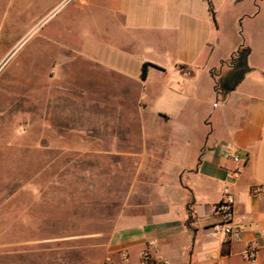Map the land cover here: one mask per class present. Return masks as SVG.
Returning a JSON list of instances; mask_svg holds the SVG:
<instances>
[{
  "label": "crops",
  "instance_id": "1",
  "mask_svg": "<svg viewBox=\"0 0 264 264\" xmlns=\"http://www.w3.org/2000/svg\"><path fill=\"white\" fill-rule=\"evenodd\" d=\"M69 1L0 0L4 57L10 12L50 18ZM208 1L76 0L49 30L84 60V157L130 164L124 209L95 264H140L151 240L169 264H264V0ZM241 45L245 72L233 56ZM41 139L18 142V155ZM18 171L26 173L24 162ZM27 172L36 180L34 167ZM2 178L0 264H30L26 248L39 243L31 240L47 237L41 186ZM227 198L239 240L209 238ZM249 247L253 263L243 257Z\"/></svg>",
  "mask_w": 264,
  "mask_h": 264
},
{
  "label": "rangeland",
  "instance_id": "2",
  "mask_svg": "<svg viewBox=\"0 0 264 264\" xmlns=\"http://www.w3.org/2000/svg\"><path fill=\"white\" fill-rule=\"evenodd\" d=\"M75 3L50 18L10 12L8 55L0 51V178L30 191L41 186L39 233L47 237L31 240L39 243L26 248L30 264H95L127 193L128 159L84 157V60L50 41L49 30ZM40 18L47 20L29 30ZM31 136L44 140L27 142L23 159L18 142Z\"/></svg>",
  "mask_w": 264,
  "mask_h": 264
},
{
  "label": "built area",
  "instance_id": "3",
  "mask_svg": "<svg viewBox=\"0 0 264 264\" xmlns=\"http://www.w3.org/2000/svg\"><path fill=\"white\" fill-rule=\"evenodd\" d=\"M232 160L235 163H239L240 159L236 155H232ZM241 173V167H237L233 176H237ZM261 188H253L252 194H258L261 192ZM216 214L219 217V221L207 229V235L209 238L217 239H234L239 240L241 227L234 225V212L232 209V200L225 199L217 206ZM264 237V236H263ZM244 260L253 263L256 259L255 250L249 247L244 253ZM140 264H169L167 260L159 255L154 240L148 241L146 247L140 252L139 255Z\"/></svg>",
  "mask_w": 264,
  "mask_h": 264
},
{
  "label": "trees",
  "instance_id": "4",
  "mask_svg": "<svg viewBox=\"0 0 264 264\" xmlns=\"http://www.w3.org/2000/svg\"><path fill=\"white\" fill-rule=\"evenodd\" d=\"M208 3H209V1H208ZM209 7L211 9L210 3H209ZM248 52H249L248 49L246 47H244L243 45H241L238 48V50L236 51V53L233 55L234 60H236L237 68L240 69V72L246 71V57L248 55ZM148 66H150V64H143V66H142V73H141V79L142 80L145 79L146 69Z\"/></svg>",
  "mask_w": 264,
  "mask_h": 264
}]
</instances>
